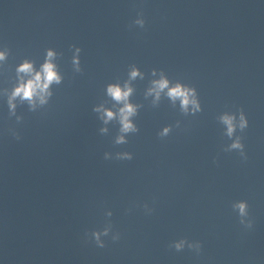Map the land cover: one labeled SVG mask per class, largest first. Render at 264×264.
Wrapping results in <instances>:
<instances>
[{"label":"water","instance_id":"water-1","mask_svg":"<svg viewBox=\"0 0 264 264\" xmlns=\"http://www.w3.org/2000/svg\"><path fill=\"white\" fill-rule=\"evenodd\" d=\"M49 49L61 84L34 112L17 99V123L16 68L40 71ZM0 52V264H264V0H0ZM133 65L143 79L130 80ZM161 71L195 88L201 111L185 114L167 89L148 95ZM125 83L139 132L115 145L123 104L106 88ZM101 105L116 113L108 124ZM237 136L247 159L228 151ZM109 224L99 248L91 233ZM181 239L200 252L170 247Z\"/></svg>","mask_w":264,"mask_h":264},{"label":"clouds","instance_id":"clouds-1","mask_svg":"<svg viewBox=\"0 0 264 264\" xmlns=\"http://www.w3.org/2000/svg\"><path fill=\"white\" fill-rule=\"evenodd\" d=\"M138 16H143V13H138ZM135 25H138L140 28H144L145 21L144 19H136L134 21ZM75 49V54L72 58V64L75 66V70L77 72L81 71L80 68V53L81 49L75 46H72ZM6 52H0V61L6 59ZM56 53L52 50H47V55L45 57V62L41 66L40 71H35L33 63L28 60H24L22 64L17 66L16 74L18 78V83L15 87L12 88L10 95H8L7 105L9 109V116H15L17 123L21 121V117L16 115V103L15 101L19 99L21 103L24 101L28 102L29 110L35 111L36 102L39 100L41 105L47 103V98L51 97L53 94L50 91V88L53 84H61L62 77L58 74L56 70V66L52 63V60L55 58ZM23 74V75H21ZM29 76L30 78L25 80L24 76ZM152 75H156V70H152ZM143 79L142 73L138 70V68L133 65L132 70L129 73L130 80H135L137 77ZM153 87L148 90V95H152L155 93V97L158 100L160 96V92L164 89H167V96L174 102L179 99L181 102L182 111L187 114L189 109L191 108L192 113L201 111L200 103L197 98V91L195 88L187 87L181 83H176L174 87H169L168 79L164 78L163 71H161V79L158 81H152ZM107 95L110 96L117 103H122L123 107L119 109V133L114 141L115 145H124L128 143L126 137L129 134H135L139 132L136 124L132 122V117L137 115V109L139 106H134L129 102V97L133 93V88H131L128 83L124 84L122 88L119 84H108L106 88ZM94 112L102 113L100 119L103 120L104 124H108L111 120L116 118V113L111 110L104 109L103 105L100 107H94ZM237 117L235 115L228 116L225 115L221 117V120L224 124L227 125V135L229 138H232L233 134L236 131L237 125L234 123ZM239 131L244 132V130L248 127V120L242 109L239 110ZM171 128L166 127L162 132L158 133L159 136H167L170 132ZM100 134L104 135L108 132L107 128H100ZM16 139H19V135L13 131L12 133ZM238 150L241 157L247 159L244 152V144L242 143V137L237 136L235 142L230 146L228 151ZM105 160H110L112 157L108 154H104ZM117 160H132L133 156L131 153L123 152L117 153ZM147 205H145V208ZM233 211L238 210V216L240 218V223L245 225L247 228L252 227L251 220H245L248 218V204L246 201L236 202L232 205ZM108 217H111L112 213L108 212L106 214ZM111 232V224H109L103 231H95L91 233V237L93 238L95 244L99 248H104L105 244L101 240V236H108ZM87 235V234H86ZM119 234H115L112 236L113 241L119 240ZM187 243V248L190 250H194L197 253L200 252L202 245L199 242L195 244L188 243L186 239H181L179 242H174L170 245V247L174 248L177 252L183 251L185 249V244Z\"/></svg>","mask_w":264,"mask_h":264}]
</instances>
